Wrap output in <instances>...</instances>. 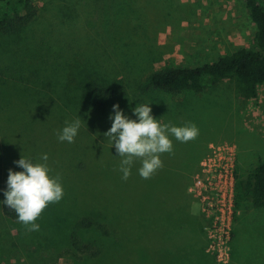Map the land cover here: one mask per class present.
Instances as JSON below:
<instances>
[{"label": "rangeland", "instance_id": "rangeland-1", "mask_svg": "<svg viewBox=\"0 0 264 264\" xmlns=\"http://www.w3.org/2000/svg\"><path fill=\"white\" fill-rule=\"evenodd\" d=\"M33 3L38 16L22 35L0 33V189L9 169L22 170L14 163L21 155L35 162L46 153L64 195L42 211L36 231L6 218L0 205V264H174L182 205L192 207L212 264H224L212 249L213 221L191 190L212 146L236 150L237 188L264 161V84L253 100L230 80L198 93L148 84L156 72L255 49L243 0ZM117 103L131 118L137 103L152 104L160 123L195 126L197 135L186 142L170 136L172 150L159 154L150 178H141L137 160L124 180L121 158L103 135ZM77 114L84 122L75 142H59L57 133ZM237 188L228 264L236 254L238 264H264V209Z\"/></svg>", "mask_w": 264, "mask_h": 264}, {"label": "clouds", "instance_id": "clouds-1", "mask_svg": "<svg viewBox=\"0 0 264 264\" xmlns=\"http://www.w3.org/2000/svg\"><path fill=\"white\" fill-rule=\"evenodd\" d=\"M152 104L140 103L131 108V118L113 104L108 119L111 127L103 134L115 148L117 156L121 158L120 172L122 179L127 180L134 163L139 160L141 167L138 173L147 179L161 166L159 154L172 150L175 137L181 142L194 139L198 130L195 126H170L162 124L152 114ZM84 120L78 114L57 133L59 142L74 143ZM46 153L41 154L39 161L31 157L22 156L14 161L21 171L8 170L6 188L0 205L7 206L16 214L18 221L30 231L39 229L36 223L42 211L50 203H58L64 195L63 186L58 177L51 175V168Z\"/></svg>", "mask_w": 264, "mask_h": 264}, {"label": "trees", "instance_id": "trees-1", "mask_svg": "<svg viewBox=\"0 0 264 264\" xmlns=\"http://www.w3.org/2000/svg\"><path fill=\"white\" fill-rule=\"evenodd\" d=\"M249 11L251 21L255 25V49H240L230 55L221 57L213 63H206L193 68H172L153 73L149 77L148 87L151 90L168 93L184 91L202 92L209 85L221 81H232L240 95L247 99H256L259 87L264 84V0H243ZM38 16L33 0H8L0 5V33L6 36H20ZM71 73V72H70ZM243 189L256 209H264V161L254 169L244 188L238 186V195ZM238 204V201H237ZM6 218L18 221L13 210L3 206ZM88 220L80 225L88 226ZM76 246H80L79 238L73 236ZM82 251L91 253L92 246L83 244Z\"/></svg>", "mask_w": 264, "mask_h": 264}, {"label": "built area", "instance_id": "built-area-1", "mask_svg": "<svg viewBox=\"0 0 264 264\" xmlns=\"http://www.w3.org/2000/svg\"><path fill=\"white\" fill-rule=\"evenodd\" d=\"M237 152L228 145L211 147L201 163L191 193L203 205V212L213 221L212 249L219 262L231 261L230 240L237 209Z\"/></svg>", "mask_w": 264, "mask_h": 264}, {"label": "crops", "instance_id": "crops-1", "mask_svg": "<svg viewBox=\"0 0 264 264\" xmlns=\"http://www.w3.org/2000/svg\"><path fill=\"white\" fill-rule=\"evenodd\" d=\"M178 211L183 213V216H187V219H183L180 215L179 233L180 239L175 245V258L174 264H212V258L206 253L202 240L198 238L195 228L192 226L194 223L191 217L194 214L192 207H186L182 205L178 207ZM201 240V241H200ZM232 264H238L237 254L234 255Z\"/></svg>", "mask_w": 264, "mask_h": 264}]
</instances>
